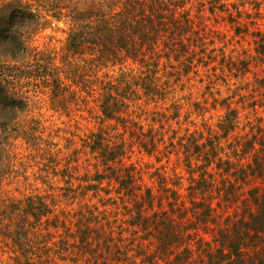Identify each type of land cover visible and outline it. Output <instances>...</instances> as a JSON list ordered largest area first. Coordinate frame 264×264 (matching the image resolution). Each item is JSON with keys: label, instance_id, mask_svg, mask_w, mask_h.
I'll return each mask as SVG.
<instances>
[{"label": "trees", "instance_id": "1", "mask_svg": "<svg viewBox=\"0 0 264 264\" xmlns=\"http://www.w3.org/2000/svg\"><path fill=\"white\" fill-rule=\"evenodd\" d=\"M82 1L0 0V250L6 254L0 264L262 263L264 116L259 115L258 122L250 121L256 130L240 132V146L225 151L221 137L240 123L238 106L233 105L235 99L226 96L214 103L225 108L218 121L221 132L217 128L215 135L199 141L202 130L198 135L193 130L180 136V146L171 143L175 153L182 150L189 168H199L198 176L188 186L187 201H174L179 182L169 184L167 179H157V190L152 193L151 186L144 189L143 181L137 180L132 163L114 165L127 144L134 141L151 152L149 145L158 146L164 139V126L193 102H176L168 97L174 87L167 80L160 81L156 74L159 60L172 57L181 65L185 57L193 62L197 47L202 45L203 55L209 51L201 37L211 28L208 20L221 10V16L236 18L237 27L246 33L252 21L244 4L231 9L223 0H91L80 6ZM60 16H65L69 25L64 51L56 57L57 51L39 48L32 41L50 24V17ZM256 38L257 45L264 40L262 34ZM208 55L206 58L215 60L213 51ZM225 57L226 66L241 68L236 58ZM114 66L120 68L116 75L105 70ZM242 67L244 72L247 66ZM21 80L34 84V91L46 87L50 104L56 109L92 94L101 123L78 135L80 147L74 148L78 143L71 138L75 143L72 151L52 154L49 143L33 131V118H22L34 102L32 94L18 88ZM134 110L144 114L141 120L150 114L152 123L148 129H144L142 121H137L139 128L131 125ZM116 121L122 130L121 139L114 141L107 132L114 131ZM207 128L213 129L210 125ZM114 134L118 137L119 133ZM19 137L26 151L21 156L15 142ZM84 150L101 158L106 167H95L92 173L85 164L86 175H79L84 165L80 152ZM215 161L217 165L224 163L227 171L223 198L220 191L216 195L211 175L203 172ZM29 166H36L37 178L51 188L54 185L49 181V169L60 176L65 183L59 186L61 193L36 192L20 198L8 195L2 185L4 178L21 176ZM66 168L72 170L70 175L65 173ZM245 172L263 178L261 191H239L237 176ZM104 177L112 179L108 196L100 206L92 199ZM169 193L174 199L168 198ZM124 195L128 197L125 201ZM155 201L159 208L150 212ZM61 202L65 204L60 206ZM234 207L237 217L229 212ZM237 207L243 215L235 214ZM176 208L189 214H176ZM186 221L190 226L180 230Z\"/></svg>", "mask_w": 264, "mask_h": 264}, {"label": "rangeland", "instance_id": "2", "mask_svg": "<svg viewBox=\"0 0 264 264\" xmlns=\"http://www.w3.org/2000/svg\"><path fill=\"white\" fill-rule=\"evenodd\" d=\"M91 0H83L80 2V6H85L87 3H90ZM98 1V0H95ZM200 2L201 0H197ZM228 2L231 9L236 8L240 4H244L246 8L245 13H249L250 24L249 31L244 33V28L237 27L236 18L232 17H223L221 10L217 17H212L208 20L211 23L209 25L211 28H207L206 32L201 37V40L207 43L206 48L209 51L200 50V47H197L195 51V56L192 59L193 62L185 57L180 62H185L179 65V62L174 58H161L159 60V68L157 70V75H160L161 80H167L174 89L168 94L173 101H182L188 103L187 100H192L191 106L189 109L185 108L181 111L182 114L177 117L170 119L169 125L164 126L162 129L164 139L158 144V146H151V152H148L145 148L141 147L137 141H134V144H127L126 151L121 156L116 158L115 167L119 165L124 166L126 164L132 163L136 171L137 180L143 181V188L151 186L150 190L152 193L157 190V179H167L169 184L179 182L176 184V199L171 197L169 193L168 198L176 200L179 203L181 200H189L188 186L194 177L198 176V170L194 168H189L186 164V159H184L182 150L181 153H175L174 149H171V143L180 146L179 142L181 141L180 136L186 132L196 130V135L198 131L202 130L199 134L202 140H207L206 136L215 135L214 131L218 128V121L223 117L225 108L222 107L219 103L216 102L217 99H223L224 97L232 96L235 99L234 106H238L240 123L236 128L230 132H226V136L221 137L223 141V147L225 151H232L234 147L240 146L242 144L241 135L245 131L256 130V127H251L250 121H259V115L264 116V52L258 51L263 50L261 46L264 44L262 39L257 45V38L259 35L264 36V0H223ZM52 21L48 26L42 28L35 36V40L32 41L33 45H38L39 48L51 49L55 52L57 51L56 57L60 55L64 50V44L66 40L67 30H68V21L65 16H60L59 18L50 17ZM212 29V31L210 30ZM260 33V34H257ZM244 34V35H243ZM246 34V36H245ZM206 35V36H205ZM189 48L186 51H190ZM213 51L215 60H211L208 57V53ZM200 55H203L200 57ZM225 55H231L234 58V61L237 63L239 69L229 68L226 66L227 58ZM225 57V58H224ZM244 59V63L242 62ZM247 66V69L243 72L244 67ZM109 73L116 75L120 71L118 66L106 68ZM13 86V83L10 84ZM34 84L31 82H25L21 80L19 84V89L25 91V93H30L33 95V102L31 111L26 115H23L22 118L30 119L33 118V124H35L34 132L40 133L45 141L49 143L52 154L65 155L72 151L75 147L81 146V141L77 140L78 135H83L89 132L90 129H96L98 123H101L100 113L98 110L97 102L93 100L92 94H85L84 97L76 103L67 105L64 109L53 108L50 104L48 93L46 87L44 89L33 90ZM241 90L238 91L237 88ZM84 94V92L82 93ZM254 94V95H253ZM140 103L143 102V99H139ZM138 100V101H139ZM258 101L261 105H255V102ZM170 102V101H169ZM168 102V103H169ZM145 104L143 103L142 107ZM174 108L171 106V112ZM170 112V113H171ZM139 112L132 111L133 117L131 118V125L133 127L139 128L137 121L144 122V129H148L152 120L150 119V114L146 116L147 120H141V117H144ZM146 121V122H145ZM196 122L195 125L190 124V122ZM116 123H118L116 121ZM189 125V127H186ZM213 127L212 131H208L207 126ZM113 132H107V135L111 136L114 141L116 139H121L120 131L122 130L121 124L115 125L112 127ZM221 132L220 128H218ZM118 132V137L114 134ZM242 132V133H240ZM152 134V132H151ZM149 135V134H148ZM150 137V136H149ZM76 139L75 143H78L76 146L73 144L70 139ZM179 141V142H178ZM18 155H23L26 153L24 150L25 143L21 137L16 141ZM74 146V148H73ZM223 150V149H222ZM221 150V151H222ZM87 150L81 151L82 161L84 165L81 167L82 173L79 172V175L85 174V164L89 165L91 169L90 172L94 173V168L103 169L106 167L101 162V158L97 155H93L91 152H86ZM169 151V152H168ZM29 161L28 157H24ZM218 159H216L217 161ZM206 166L203 168V172H207L211 175V178L214 180V190L216 195L220 193L223 195L225 191L223 190L224 183H227V171H224V163H220ZM246 162V159L243 158V163ZM236 167V165H235ZM22 169V168H21ZM35 167H27L24 174L21 176L10 175L3 180V187L6 189L8 195H11L16 198L23 197L29 193H42L47 194L48 192L61 193L62 189L59 188L60 185H64V181H61L60 176L52 174L50 171V180H52L53 188L49 186L48 183H43L40 179L37 178ZM191 169V170H190ZM71 169H65V173H72ZM44 171H41L43 173ZM200 172V171H199ZM250 172H245L242 177L236 176L238 181L236 183L241 185L239 191H244L247 194L251 191L249 189H256L261 191L263 188V178L260 176L250 175ZM27 175L24 178V175ZM20 175V174H19ZM86 175V174H85ZM234 177V175H233ZM111 177H104L98 188L97 195L93 197L92 201H95L100 206L102 205L101 200L105 199L108 196V191L111 182ZM115 194V192H114ZM112 194V195H114ZM124 201L128 197L124 195ZM135 199V198H134ZM133 199V200H134ZM167 200V198L164 197ZM118 198L117 201H119ZM155 200V199H154ZM172 205H176L174 203ZM113 202V201H111ZM64 202H61L59 205ZM65 204V203H64ZM151 207L150 212L153 209H158V204L156 201ZM169 207V204L167 205ZM172 207V206H171ZM243 207V206H241ZM177 209V208H176ZM236 215H243L240 207L236 208ZM149 212V213H150ZM171 214L173 211L168 210ZM229 212L233 217L235 207L230 208ZM176 214H183L184 211L182 208L175 210ZM248 213L246 211L245 215ZM225 216L226 213H223ZM180 230H185L188 225V221L182 223ZM207 237L209 235L206 234ZM90 254V252H88ZM92 255V254H91ZM6 257V254L0 250V259ZM264 264V255L262 256ZM1 263V262H0ZM58 264V263H53Z\"/></svg>", "mask_w": 264, "mask_h": 264}]
</instances>
